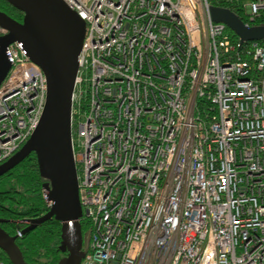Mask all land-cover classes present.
Returning a JSON list of instances; mask_svg holds the SVG:
<instances>
[{
	"label": "built area",
	"instance_id": "2783aa9c",
	"mask_svg": "<svg viewBox=\"0 0 264 264\" xmlns=\"http://www.w3.org/2000/svg\"><path fill=\"white\" fill-rule=\"evenodd\" d=\"M63 1L86 22L71 112L81 264H264V39L241 42L210 12L264 25V0ZM7 55L0 165L47 98L24 46Z\"/></svg>",
	"mask_w": 264,
	"mask_h": 264
},
{
	"label": "water",
	"instance_id": "95a60500",
	"mask_svg": "<svg viewBox=\"0 0 264 264\" xmlns=\"http://www.w3.org/2000/svg\"><path fill=\"white\" fill-rule=\"evenodd\" d=\"M5 1L24 17L20 22L0 11V26L8 30L5 36H0V86L11 69L7 48L18 42L24 46L31 62L43 71L47 98L39 125L21 149L0 165V177L35 154L44 180L45 201L51 205L41 217L23 221L27 224L23 232L29 233L50 219L59 221V251L64 256L57 264H81L89 248L91 231L83 232L81 222L83 213L72 146L71 112L86 22L63 0ZM210 12L214 22L225 24L241 42L264 39V25L248 27L235 12L225 7L212 6ZM8 222L12 221L0 218V250L11 264H38L25 260L17 237L1 225Z\"/></svg>",
	"mask_w": 264,
	"mask_h": 264
},
{
	"label": "trees",
	"instance_id": "16d2710c",
	"mask_svg": "<svg viewBox=\"0 0 264 264\" xmlns=\"http://www.w3.org/2000/svg\"><path fill=\"white\" fill-rule=\"evenodd\" d=\"M219 5L227 6L224 3ZM230 8L243 17L241 8ZM0 11L17 21L23 19V13L5 0H0ZM43 183L35 154L29 155L17 167L0 177V218L12 221L1 225L10 235H16L17 229L23 231L27 227V224L22 223L24 220L41 217L48 211ZM82 225L83 232L90 228L89 224ZM60 242L61 223L55 219L42 223L17 240L25 260L38 264H57L64 256L59 251ZM0 262L11 264L1 250Z\"/></svg>",
	"mask_w": 264,
	"mask_h": 264
},
{
	"label": "rangeland",
	"instance_id": "374dc122",
	"mask_svg": "<svg viewBox=\"0 0 264 264\" xmlns=\"http://www.w3.org/2000/svg\"><path fill=\"white\" fill-rule=\"evenodd\" d=\"M23 17H24V15H23Z\"/></svg>",
	"mask_w": 264,
	"mask_h": 264
},
{
	"label": "flooded vegetation",
	"instance_id": "af4514ba",
	"mask_svg": "<svg viewBox=\"0 0 264 264\" xmlns=\"http://www.w3.org/2000/svg\"><path fill=\"white\" fill-rule=\"evenodd\" d=\"M25 221V220H24Z\"/></svg>",
	"mask_w": 264,
	"mask_h": 264
}]
</instances>
